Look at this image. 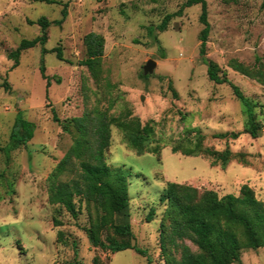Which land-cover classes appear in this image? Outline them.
<instances>
[{
  "label": "rangeland",
  "instance_id": "374dc122",
  "mask_svg": "<svg viewBox=\"0 0 264 264\" xmlns=\"http://www.w3.org/2000/svg\"><path fill=\"white\" fill-rule=\"evenodd\" d=\"M50 1L55 3L0 0V264H93L94 257L101 264H165L159 231L164 205L159 199L167 182L212 190L219 197L238 196L247 185L264 204V83L229 67L235 60L250 69L261 66L264 73V0H205L210 26L206 56L253 106L262 124L256 139L242 133L246 108L232 87L208 79L199 56L200 5L185 8L160 32L163 18L178 12L187 0ZM63 8L67 16L57 26L53 22L61 19ZM41 18L51 22L44 45L48 53L42 55L39 45L22 51L12 68L15 61L8 54L22 40L40 35L36 22ZM90 33L104 38L99 83L80 64L85 58L83 39ZM57 47L62 61L52 52ZM42 58L50 78L47 93ZM149 60L156 67L144 75ZM110 97L115 102L112 112L117 115L127 106L142 124L157 123L156 137L163 139L160 157L137 155L112 127L106 152V163L126 176L132 243L145 250V257L132 249L111 254L93 248L83 231L85 207L73 219L48 203L49 175L73 141L52 120V110L62 121L81 117L96 106L107 108ZM18 114L34 124V135L26 146L7 152ZM191 128L206 136L205 146L242 154L246 162L235 158L222 169L212 166L211 158L173 154L168 142ZM225 133L242 134L236 140L213 138ZM151 209L155 217L147 223ZM54 220L61 225L55 227ZM184 243L196 251L189 241ZM235 264H264V248L243 250Z\"/></svg>",
  "mask_w": 264,
  "mask_h": 264
},
{
  "label": "trees",
  "instance_id": "16d2710c",
  "mask_svg": "<svg viewBox=\"0 0 264 264\" xmlns=\"http://www.w3.org/2000/svg\"><path fill=\"white\" fill-rule=\"evenodd\" d=\"M53 4L54 1L44 0ZM201 6L200 23L203 29L199 34V56L207 66L208 79L216 85H229L235 97L245 106L247 113L246 127L242 133L256 139L262 132V124L257 120L253 106L233 85L225 73H220L219 67L206 56V44L210 26L207 21V4L205 0H187L175 14L166 15L158 26L160 32L165 31L167 23L174 16H181L185 8ZM67 16L66 9L61 10V19L53 24L61 26ZM31 23V22H29ZM40 35L32 40H22L13 52L8 55L14 58L12 68L17 67L18 57L22 51L41 46V54L48 51L44 45L48 40L47 28L50 26L46 18L39 19ZM85 58L81 65L86 67L95 82L101 79V60L104 50V38L90 33L83 39ZM62 61L61 49L52 50ZM229 67L257 83H264V73L261 66L255 69L245 67L235 60L229 62ZM40 73L46 81V93L50 87V78L45 75L43 58ZM1 87L8 89L3 83ZM170 88L171 85H170ZM175 94V93H174ZM47 97V95H46ZM103 109L98 106L85 112L81 117L59 120L52 110L53 121L58 123L63 133L72 135L73 141L69 150L56 164L48 178V203L59 206L71 218L77 219L82 206L87 212V226L83 229L89 244L103 252L115 254L132 249L145 257V250L138 249L132 241L129 195L126 176L117 167L106 163V152L110 147L111 128L115 127L122 134L123 142L137 155L146 153L160 157L162 138H157L154 121L142 124L125 106L117 115L113 98ZM242 133H225L214 135L216 139L236 140ZM34 135V124L26 121L18 114L10 134V144L7 152L26 146ZM206 136L199 129H184L181 135L168 142L173 154L186 157L211 158L212 166L219 165L225 169L232 159L245 163L242 154H233L229 149L217 151L205 146ZM167 144V143H165ZM163 207L159 231L161 251L165 255V264H235L240 262L243 250H258L264 248V204L257 200L253 191L243 185L238 196L228 194L219 197L212 190L197 188L167 182L159 199ZM155 217L151 209L145 218L147 223ZM53 225L60 226L54 220ZM184 241H189L196 247L193 251ZM172 253H177L175 258ZM93 264H101L100 259L93 258ZM151 262H148L150 264Z\"/></svg>",
  "mask_w": 264,
  "mask_h": 264
},
{
  "label": "water",
  "instance_id": "95a60500",
  "mask_svg": "<svg viewBox=\"0 0 264 264\" xmlns=\"http://www.w3.org/2000/svg\"><path fill=\"white\" fill-rule=\"evenodd\" d=\"M156 67V62L153 60L147 61V63L143 67V74L148 75L151 74Z\"/></svg>",
  "mask_w": 264,
  "mask_h": 264
}]
</instances>
